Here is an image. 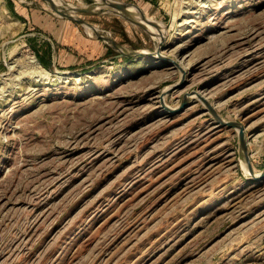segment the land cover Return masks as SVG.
Returning <instances> with one entry per match:
<instances>
[{
  "label": "rangeland",
  "instance_id": "obj_1",
  "mask_svg": "<svg viewBox=\"0 0 264 264\" xmlns=\"http://www.w3.org/2000/svg\"><path fill=\"white\" fill-rule=\"evenodd\" d=\"M116 1L162 22L179 64L98 0H0V264H264V177L238 128L161 99L198 90L242 121L261 172L264 0ZM45 10L73 59L49 61Z\"/></svg>",
  "mask_w": 264,
  "mask_h": 264
},
{
  "label": "water",
  "instance_id": "obj_2",
  "mask_svg": "<svg viewBox=\"0 0 264 264\" xmlns=\"http://www.w3.org/2000/svg\"><path fill=\"white\" fill-rule=\"evenodd\" d=\"M121 3H125V2H121V1H116V0H102L101 2H99L100 5H104L105 8L103 10H99V11H114L117 12L119 14H121L122 16H124L126 19H128L129 21H132L134 23L140 24L142 26L147 27V25L145 24V22H149V23H154V24H159L160 22L153 18H149L147 15L143 14L142 18L139 19L137 17H134L133 15L129 14L125 8L121 5ZM96 5H73L72 8L73 9H79V10H89V11H95ZM67 10H70L67 8ZM161 32V40L158 46V49L155 51L157 54H159L161 57L168 59V60H172L174 62H176L177 64H179L175 59H173L170 56L164 55L160 52V47L163 44L164 41V33H163V28L160 31ZM139 53V52H143V50L140 49H129L126 52H122V54L125 53ZM182 68V67H181ZM172 90L171 87L166 88L165 90H163L162 94H161V99H162V104L164 105V107L167 110H175V109H180L182 106L186 105L189 100V93H187L185 95V97L183 98L180 106L173 108L172 106H170L166 100H165V96L166 94ZM200 98L204 101V103L207 105L209 111L213 114V116L222 124L227 125V126H235L238 128V136H239V144H240V152H241V156L243 157V159L246 161V164L249 168V170L251 171V173L253 174V176L260 178V177H264V169L261 172H256L252 166V161L250 158V154L248 152V141H247V137H246V131H245V127L244 124L242 123V121L240 120H236V119H226L225 117H223L220 112L216 109V107L214 106V104L204 95L200 94Z\"/></svg>",
  "mask_w": 264,
  "mask_h": 264
},
{
  "label": "crops",
  "instance_id": "obj_3",
  "mask_svg": "<svg viewBox=\"0 0 264 264\" xmlns=\"http://www.w3.org/2000/svg\"><path fill=\"white\" fill-rule=\"evenodd\" d=\"M26 9L32 15L35 14V12H36V14H38V11L39 12L44 11L43 9L41 10L39 8H32L31 6L30 7L27 6ZM45 11H46L45 14L40 15V23L44 22L43 23L44 25L47 24L50 28L55 30V32L53 33V32H50V30H46V28L42 27V28H44V30L46 32H48V34L52 35L48 38L49 39L48 44H50L52 47V57L48 56L49 61L52 64H55V63H57V61L60 62V60H62V59L63 60L64 59H66V60L73 59V56L75 55L74 52L72 51L73 49L68 50V48H72V47H68V45L64 44V42L59 38V36L56 35V33L58 32V28H60L62 20L59 17L52 14L50 11H48V10H45ZM74 30L76 31V28H74ZM43 33H45V32H43ZM45 34H47V33H45ZM60 36L62 37V34ZM98 37H100V36H98ZM97 40H98V47L97 48L100 49V38H97ZM97 50H96V53H97Z\"/></svg>",
  "mask_w": 264,
  "mask_h": 264
},
{
  "label": "bare ground",
  "instance_id": "obj_4",
  "mask_svg": "<svg viewBox=\"0 0 264 264\" xmlns=\"http://www.w3.org/2000/svg\"><path fill=\"white\" fill-rule=\"evenodd\" d=\"M102 0H98V2H101ZM121 5L125 8V10L133 15L134 17H137L139 19L142 18V16H140V13H138V11L134 10L128 3H121ZM149 18L153 19V17L148 16ZM160 22V21H159ZM146 25L150 26L151 28H156L161 31L162 30V22H160L159 24H154V23H147L145 22ZM161 33V32H160ZM28 62H31L33 64V69H31L29 72L32 73H36L35 76H37V78L40 77H45L48 74V70L46 68H44L43 66H41L36 59L34 58V55L32 57H29ZM31 64V65H32ZM57 74H61V72H57ZM200 94L203 95L202 93H200L198 90H194V92H190L189 97H200Z\"/></svg>",
  "mask_w": 264,
  "mask_h": 264
},
{
  "label": "trees",
  "instance_id": "obj_5",
  "mask_svg": "<svg viewBox=\"0 0 264 264\" xmlns=\"http://www.w3.org/2000/svg\"><path fill=\"white\" fill-rule=\"evenodd\" d=\"M9 5H10V8L13 9L14 11L16 10L15 9V5H16V2L15 0H9ZM23 18H26V16L22 15Z\"/></svg>",
  "mask_w": 264,
  "mask_h": 264
}]
</instances>
